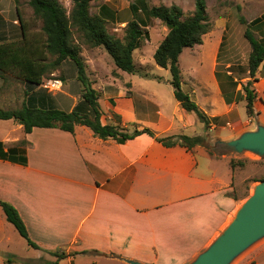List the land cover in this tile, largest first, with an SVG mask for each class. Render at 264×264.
Here are the masks:
<instances>
[{"label":"crops","instance_id":"crops-1","mask_svg":"<svg viewBox=\"0 0 264 264\" xmlns=\"http://www.w3.org/2000/svg\"><path fill=\"white\" fill-rule=\"evenodd\" d=\"M14 1L0 0V44L23 37L18 12L22 15V9ZM222 22L225 31L228 22ZM167 31L159 25L158 44L152 46L150 56ZM222 44L220 33L194 46L192 57L200 73L194 75L190 66L189 77L185 76L189 83L182 81L181 88L209 119V131L216 127L214 140L227 142L253 130L252 126H264V60L254 78L248 70L219 73ZM39 47L32 44L34 50L41 51ZM142 48L132 54L135 74L117 69L103 47L82 49L86 75L99 96L101 123L128 132L149 129L160 137L207 135L195 114L174 98L167 73L156 74L169 71H159L157 65L154 73L140 68L142 63L134 55L147 46ZM72 70L70 60H65L47 74L60 79L62 88L54 92L53 101L40 97L34 107L47 109L51 103L53 109L74 110L82 88L73 96L64 91L63 83L68 76L78 82ZM249 81L256 96L252 117L247 115L243 90ZM27 85L18 70L1 73L0 108L28 106ZM20 141L26 144L18 145ZM0 143L5 153L0 157V201L16 208L29 238L40 248L27 245L32 252L27 258L16 254L12 246L18 232L0 207V253L28 262L44 260L46 251H58L75 254L56 264H189L222 233L243 202L242 171L233 170L225 156L213 157L202 145L190 150L165 147L146 134L118 143L102 140L80 125L73 133L57 128L24 133L13 120H0ZM256 184L252 182L247 192ZM0 264H5L4 258L0 257ZM234 264H264V238Z\"/></svg>","mask_w":264,"mask_h":264},{"label":"trees","instance_id":"trees-1","mask_svg":"<svg viewBox=\"0 0 264 264\" xmlns=\"http://www.w3.org/2000/svg\"><path fill=\"white\" fill-rule=\"evenodd\" d=\"M94 0H71V10L69 13L57 0H27L32 10V16L41 22L40 32L44 35L42 51L34 50V40L28 37V27L22 20L19 12V20L23 31L20 41L0 44V74L18 70L20 77L27 84L40 85L45 76L56 70L63 61H72L77 69V80L82 85L81 99L85 101L90 110H79L76 106L71 112L58 109L41 110L23 104L20 108L4 110L0 108V120H13L22 126L24 133H29L33 128H57L73 133L76 126H86L102 140L112 138L118 143H124L139 135L146 134L165 147L181 146L192 149L197 145L204 146L208 153L212 155V150L205 143L201 136L189 137L180 136H156L149 129L127 130L111 125H103L100 121L101 112L98 104V93L92 87L85 71V63L81 58V46L87 49L103 47L111 57L115 67L128 74L137 72L133 62V52L141 46L145 36L143 28L147 27L144 22L131 20L124 27V35L120 38L111 36L106 29V21L100 15H90V3ZM101 10H105L101 7ZM146 17L151 20H159L167 28V33L157 46L153 60L155 64L168 70L170 73V85L173 88L174 98L180 106L187 112L195 114L204 128L209 127V119L200 110L198 105L185 93L182 88V76L179 68V58L184 49L193 48L203 43L204 36L210 31L211 25L206 14L205 0H195L194 11L185 16L182 9L176 5L170 7L159 6L145 10ZM263 18H256L246 22L241 18L242 24H247L244 31V38L250 46L248 55L247 70L251 78L255 74L264 60V39L258 38L253 31V27L263 24ZM36 41V40H35ZM47 56H52V61L47 60ZM249 81L244 87L246 112L249 117L253 116V102L256 98L250 89ZM216 121L217 119H213ZM25 141L18 142V145H25ZM2 143H0V157L2 153ZM21 163H25L22 157ZM230 167L234 170L236 166L242 167L243 163L229 161ZM264 181V178L255 182ZM0 207L8 223H10L23 238L26 244L33 249H40L28 236L25 224L16 208L8 202L0 201ZM55 258V261L44 262V264H56L59 260L69 255L65 252L46 251ZM88 253V252H83ZM5 264L19 262L28 264L26 260L19 259L14 255H6Z\"/></svg>","mask_w":264,"mask_h":264},{"label":"rangeland","instance_id":"rangeland-1","mask_svg":"<svg viewBox=\"0 0 264 264\" xmlns=\"http://www.w3.org/2000/svg\"><path fill=\"white\" fill-rule=\"evenodd\" d=\"M14 1V0H13ZM17 2L18 7L22 9V20L25 23L26 27H28V37L30 40H34L36 46H40L39 49L42 51L44 35L39 31L41 27V22L32 16V10L28 5L27 0H15ZM14 1V2H15ZM65 9L66 12L69 13L72 7L71 0H57ZM206 3V14L208 16L209 23L211 25L210 31L204 36V40L212 39L213 36H217L220 33L223 34V44L222 50L217 58V71L219 73H225V71L238 72V74L244 73L247 70L248 65V54L250 52V46L247 40L244 38V31L247 27V24L241 23V18L245 19L248 23L250 20L256 18L264 17V0H205ZM195 0H94L90 3V15L96 16L100 15L106 21V29L107 32L114 36L115 38H122L124 35V27L126 23L131 20H136L138 22H144L147 27L143 28V32L145 36L142 39V46H147L144 50L140 52H136L134 55V59L136 62L142 63V67H140L143 71L154 73V66H156L153 57L150 56V51L152 50V46L158 44V39L155 34V31L158 30L159 25L162 23L159 20H151L146 17L145 10L151 7H159L166 6L170 7L172 5H176L180 7L185 14V16L190 15L194 11ZM101 7H104L105 10H101ZM226 19L228 25L226 30L222 27V21ZM264 24V23H263ZM263 24L253 27V31L255 32L258 38L264 39V28ZM163 25V24H162ZM156 26H158L156 28ZM167 30L166 26L164 25ZM149 29L152 33L151 39L149 38ZM224 31V32H223ZM157 33V32H156ZM36 40V41H35ZM6 42V41H2ZM88 47L85 45L81 46V53ZM102 49V47H100ZM143 49V48H142ZM193 49H184L180 58H179V68L181 70L182 81L185 83H189L188 74L189 67H192V72L194 75H198L200 71L198 70V66L196 64V58L192 57L195 55ZM190 50V51H189ZM141 57V53H144ZM140 53V54H139ZM81 55V54H80ZM82 58V56H81ZM52 56H47L48 61H52ZM83 62L84 59L82 58ZM71 66L73 68V74L77 73V69L75 64L70 61ZM85 63V62H84ZM231 65L227 68V65ZM204 66V64H203ZM158 67V66H156ZM158 69V68H157ZM159 71H164L159 68ZM184 72V76L182 75ZM167 73L169 79L171 78L170 73L168 72H156V74L165 75ZM187 73V75H186ZM127 75V74H125ZM188 76V77H185ZM48 79L47 76L43 79ZM43 82V81H42ZM64 83V91L71 93L73 96H77L78 91L82 88L81 83L73 77H66V81L63 80ZM38 90L35 92V90ZM27 90L30 92V96L28 97V106L31 108L34 107V103L40 99V97H46L43 99H47L49 101H53L55 99L54 93L49 92L42 83L40 85L28 84ZM37 95H35L34 93ZM58 95V94H57ZM80 104L78 109H88L90 110V106L81 99H79ZM17 104V103H16ZM46 106V105H44ZM50 106V107H49ZM43 107V106H41ZM2 109V108H1ZM4 109V108H3ZM15 109V108H10ZM39 109V108H35ZM53 109V105L50 103L47 109L41 110H49ZM5 110V109H4ZM215 123V122H214ZM222 126L230 129L229 124L220 123ZM210 126L206 129L207 135L203 138L205 139V143L212 150V156L216 158H224L228 161L231 159L235 162L243 163L242 167L236 166L235 169L242 171L243 178V189H240V198L241 201H244L252 191H248L252 182L258 180L260 178H264V156H256L249 152L243 153H235L228 146L225 145V142H217L214 140L215 137H212L215 133L214 130L216 127L209 131ZM251 129H256V126H252ZM6 129H3V131ZM12 227V226H11ZM17 242L12 246L16 254L21 256L22 258L30 257L31 250L25 243V241L17 234ZM245 252V251H244ZM243 252V253H244ZM242 253V254H243ZM240 254L237 258H235L230 264H234L235 261L242 255ZM6 255H11L7 253H0V257L4 258L6 261ZM44 260L35 259L32 262H28L31 264H44L45 257H49V259H54L52 256L43 254ZM11 264H19V262H13Z\"/></svg>","mask_w":264,"mask_h":264},{"label":"water","instance_id":"water-1","mask_svg":"<svg viewBox=\"0 0 264 264\" xmlns=\"http://www.w3.org/2000/svg\"><path fill=\"white\" fill-rule=\"evenodd\" d=\"M217 142H223L215 139ZM235 153L264 156V126L245 131L225 142ZM264 238V181H258L252 193L241 203L222 233L189 264H230L240 254ZM129 264H141L128 261Z\"/></svg>","mask_w":264,"mask_h":264},{"label":"built area","instance_id":"built-area-1","mask_svg":"<svg viewBox=\"0 0 264 264\" xmlns=\"http://www.w3.org/2000/svg\"><path fill=\"white\" fill-rule=\"evenodd\" d=\"M42 85L51 93L58 92L62 88V82L57 77L43 80Z\"/></svg>","mask_w":264,"mask_h":264}]
</instances>
